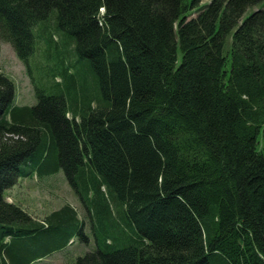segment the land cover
Listing matches in <instances>:
<instances>
[{
	"label": "trees",
	"instance_id": "obj_1",
	"mask_svg": "<svg viewBox=\"0 0 264 264\" xmlns=\"http://www.w3.org/2000/svg\"><path fill=\"white\" fill-rule=\"evenodd\" d=\"M49 19L99 95L63 52L34 105L0 71V264L89 241L72 205L40 219L6 198L61 169L95 243L74 264H264V0H0L30 71Z\"/></svg>",
	"mask_w": 264,
	"mask_h": 264
},
{
	"label": "rangeland",
	"instance_id": "obj_2",
	"mask_svg": "<svg viewBox=\"0 0 264 264\" xmlns=\"http://www.w3.org/2000/svg\"><path fill=\"white\" fill-rule=\"evenodd\" d=\"M251 11L252 8L248 10V13ZM196 14L193 13L190 17H194ZM58 30L53 19L36 27L38 47L30 58L31 71L19 57L14 46L10 42L1 40L0 71L9 75L16 84V104L34 105L37 103L36 87L41 88L44 81L52 80L50 77L44 79L42 77L52 68L58 69V52L64 53L65 62L69 66L73 60L70 72L75 73L78 79V88H85L95 98L94 104L96 103L99 89L93 73L85 61L78 59L76 51H74L76 55L74 59L73 53L71 55L65 50L73 52L74 43L70 41L69 36L63 30ZM51 88L55 91L54 87ZM72 88L73 86L69 88V91ZM6 198L19 205L33 217L40 219L54 209H58L64 204H70L77 210L79 218L84 221L85 234L90 236L89 241L75 238L65 248L56 250L32 264H74L79 255H83L95 247L86 207L76 190L70 185L62 169L50 174L30 173L28 176H21L17 183L6 191Z\"/></svg>",
	"mask_w": 264,
	"mask_h": 264
},
{
	"label": "bare ground",
	"instance_id": "obj_3",
	"mask_svg": "<svg viewBox=\"0 0 264 264\" xmlns=\"http://www.w3.org/2000/svg\"><path fill=\"white\" fill-rule=\"evenodd\" d=\"M76 234V233H75ZM77 235V234H76ZM86 237V236H85ZM88 238V237H87ZM89 239V238H88ZM74 240V239H73ZM83 240V239H82Z\"/></svg>",
	"mask_w": 264,
	"mask_h": 264
}]
</instances>
